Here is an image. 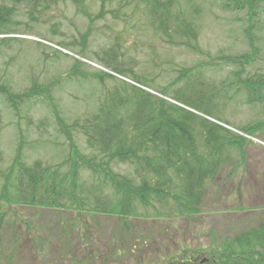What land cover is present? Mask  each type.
Segmentation results:
<instances>
[{
	"label": "rangeland",
	"instance_id": "374dc122",
	"mask_svg": "<svg viewBox=\"0 0 264 264\" xmlns=\"http://www.w3.org/2000/svg\"><path fill=\"white\" fill-rule=\"evenodd\" d=\"M153 1L63 0L22 13L19 34L0 41V84L21 95L14 108L0 96V195L17 159L77 172L81 185L55 204H40L38 194L22 203L12 175L10 198L0 199V264H214L228 243L239 249L236 237L264 225V0H240L236 10L222 0H171L167 33ZM177 18L195 37L176 33ZM131 84L171 103L179 90L210 99L212 116L198 114L221 126V152L200 123L192 132L199 153L222 164L205 181L198 214L181 212L178 175L173 198L124 194L114 176L133 187L156 177L91 142L102 101L114 90L128 95ZM120 202L134 214L120 217L112 207ZM261 246L251 251L264 255Z\"/></svg>",
	"mask_w": 264,
	"mask_h": 264
},
{
	"label": "trees",
	"instance_id": "16d2710c",
	"mask_svg": "<svg viewBox=\"0 0 264 264\" xmlns=\"http://www.w3.org/2000/svg\"><path fill=\"white\" fill-rule=\"evenodd\" d=\"M61 1L63 0H0V35H4L0 37V41L12 39L13 35L19 34L15 27L22 24L19 19L22 13L33 15L34 11H45ZM223 3L230 10L241 9L243 6V4L240 5V0H222ZM171 4V0H155L150 4L153 14L161 19V28L165 33L168 31L167 23ZM177 19L181 20L179 28L182 29L177 30L176 33L185 37L193 35L195 37L196 31L192 23L186 21L185 18ZM246 31L250 30L246 29ZM249 40L252 44L251 37ZM111 71L121 76L125 75V72L118 67H113ZM129 79L141 85L147 84L137 75ZM131 88L132 92L128 95H122L123 93L120 94L119 91L114 90L102 101L98 117L93 124L91 123L92 130L90 131L91 125H85L87 131H90L91 142L96 143L101 152L108 155L110 160L130 161L138 164V171L151 172L156 177L155 181L144 179L139 187H133L114 176L118 189L124 194L137 197L143 202H148L146 197L153 195L162 199L171 197L173 180L175 175H178L181 212H188L191 215L198 214L205 195V181L222 164V161L214 155L222 150L223 142L219 141V135L215 132V129L221 126L208 124L207 120L198 114L212 116L210 99L204 94L179 90L173 98L175 103H171L137 85L131 84ZM0 96H4L13 108L21 98V95L12 93L2 84H0ZM199 123L204 131H207L206 144L213 146L214 154L199 153L196 137L192 132L194 125ZM1 129L2 115L0 112V132ZM76 173L71 177L62 174L57 169L50 171L48 168H42L40 161H36L33 165H25L20 159L14 160L10 171L2 174L6 182L3 184L0 199L10 198L8 190L13 175L14 182L11 185H14L19 202L34 204L38 194L40 204L47 205L49 200H51L50 203L55 204L57 198L71 197L76 189L81 187L77 182ZM102 205L107 206V204ZM112 207L116 213H122L120 217L123 219L134 214L128 206L121 202L120 205L116 204ZM235 242L241 250L235 246V243L230 242L224 247L223 252L217 253L220 254V262L214 259L212 263L258 264L261 259H257V255L262 258L264 255L256 248L251 251V247L260 243L264 248V225L240 234ZM192 261L183 259L182 264H194Z\"/></svg>",
	"mask_w": 264,
	"mask_h": 264
},
{
	"label": "water",
	"instance_id": "95a60500",
	"mask_svg": "<svg viewBox=\"0 0 264 264\" xmlns=\"http://www.w3.org/2000/svg\"><path fill=\"white\" fill-rule=\"evenodd\" d=\"M205 261H207L206 259L205 260H203V262H205Z\"/></svg>",
	"mask_w": 264,
	"mask_h": 264
}]
</instances>
